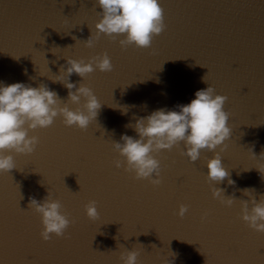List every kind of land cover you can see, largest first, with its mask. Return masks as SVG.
Instances as JSON below:
<instances>
[{"label":"water","instance_id":"1","mask_svg":"<svg viewBox=\"0 0 264 264\" xmlns=\"http://www.w3.org/2000/svg\"><path fill=\"white\" fill-rule=\"evenodd\" d=\"M160 6L165 29L142 49L122 48L120 36L96 35L95 0H0V81L43 83L66 101L68 90L51 80L66 58L87 62L106 53L113 64L108 73L70 78L102 104L87 130L58 117L29 132L39 139L32 154L9 153L16 168L0 173V264H121V254L133 249L138 264H264V233L241 218V200L250 202L242 189L264 198V0H160ZM209 86L227 97L231 137L216 152L235 184L210 182L214 153L204 150L193 163L182 143L154 154L159 186L125 171L113 142L136 136L126 125L189 103ZM215 187L234 193L235 203L213 198ZM48 191L71 223L63 237L45 242L29 203L42 202ZM90 201L96 219L86 215ZM181 205L188 208L183 217Z\"/></svg>","mask_w":264,"mask_h":264},{"label":"clouds","instance_id":"2","mask_svg":"<svg viewBox=\"0 0 264 264\" xmlns=\"http://www.w3.org/2000/svg\"><path fill=\"white\" fill-rule=\"evenodd\" d=\"M95 3L101 9L100 20L95 24L96 35L123 37L119 41L122 48L135 45L147 49L153 37L165 29L160 0H95ZM84 43L86 47H93L92 35ZM96 70L102 73L113 70L106 53L87 62L66 58V65L61 66L60 74L51 79L68 90L66 101H62L56 91L43 83L33 86L26 82L7 84L0 81V173H10L16 168L14 157L9 153L30 155L36 150L39 139L35 135L30 136L29 132L51 127L56 118L62 117L67 127H77L82 131L88 129L96 120L102 104L90 87L82 83L77 87L70 78L76 74L84 80ZM82 98L84 103L81 105ZM226 100L227 97L214 94L213 87L209 86L197 90L189 103L171 109L158 108L146 116L134 117L135 122L126 127L131 128L136 136L125 133L119 142H113L114 150L126 162L125 171L135 173L137 179L149 180L153 186H159L162 183L161 165L154 154L170 151L182 143L185 148L183 154L193 163L204 150L214 153L207 162L210 182L217 184L227 179L229 185H234L221 155L216 152L231 137L229 114L224 110ZM69 104L77 105L76 109L72 110ZM126 113L127 109H124L123 114ZM115 166L120 168L121 162L117 160ZM241 191L250 198V202L241 200L242 220L251 229L264 233V198L259 201L253 198L250 194L254 189ZM212 195L227 207L237 200L234 193L226 196L221 188L215 187ZM29 208L40 216L43 226L40 236L45 242L53 235L63 237L70 227L71 221L63 212L61 202L54 199L49 191L42 202L30 198ZM187 211V206L181 205L178 215L183 217ZM85 212L89 219H96L99 215L96 202H88ZM138 256L137 250H126L120 256L121 264H138Z\"/></svg>","mask_w":264,"mask_h":264},{"label":"snow or ice","instance_id":"3","mask_svg":"<svg viewBox=\"0 0 264 264\" xmlns=\"http://www.w3.org/2000/svg\"><path fill=\"white\" fill-rule=\"evenodd\" d=\"M76 193H73V196H75ZM23 214H28V211H23Z\"/></svg>","mask_w":264,"mask_h":264}]
</instances>
